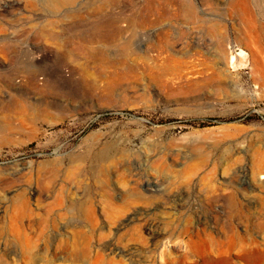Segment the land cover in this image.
<instances>
[{
	"label": "rangeland",
	"instance_id": "1",
	"mask_svg": "<svg viewBox=\"0 0 264 264\" xmlns=\"http://www.w3.org/2000/svg\"><path fill=\"white\" fill-rule=\"evenodd\" d=\"M262 34L264 0H0V262L23 264L15 199L47 255L88 238L77 264L264 252ZM88 192L93 214L49 211ZM233 231L261 248L222 244Z\"/></svg>",
	"mask_w": 264,
	"mask_h": 264
},
{
	"label": "bare ground",
	"instance_id": "2",
	"mask_svg": "<svg viewBox=\"0 0 264 264\" xmlns=\"http://www.w3.org/2000/svg\"><path fill=\"white\" fill-rule=\"evenodd\" d=\"M66 1H68V0H47L48 3H56L59 5L62 3H65ZM260 37H261V44H262V46H264V34H262V36H260ZM243 53L244 52H241V54H243ZM233 59H234V57H233ZM257 163H258L257 173H259V178L262 179V178H264V173H262V169L264 168V158L259 159ZM108 179L109 178H107V177H105L103 179L105 184H109ZM88 197L90 198L89 199L90 201H88L87 205L85 204V202L79 200L76 202H70V203L68 202V205L66 206V205H64V200L62 198V195H59L56 198V200H54L53 203L49 206V211H52L55 207L61 206V208L62 207L67 208L68 207V208H72L74 210H78V212L80 211V213H82L84 216H86L88 214L89 215L93 214L94 213V207L92 206V204H93V198L94 197L92 196L91 192H88ZM112 201H113V199H112ZM111 204L112 203H109L107 209L109 210V213H111L112 211H113L112 213H114V212H116L115 209H117V208L113 207V205H111ZM110 210H111V212H110ZM31 212H32V209L30 208V204H29L28 200H16V199L12 201L11 209L8 212V215H9L10 220H11V225L9 227L10 233L12 234V236H14L13 238H16L17 241L19 242L23 264H64V263H59V262L55 261L56 257L58 256L59 250L65 251V253L67 255V260H69L68 261L69 263H65V264H77V261H79V260L80 261L84 260V259L86 260V258H88V257L91 258V250H90V245H89L90 242L88 241V238L82 232H80L78 230L74 234V238L72 240L68 239V240H65L64 242L61 241L58 244L57 248H55L53 256L47 255L46 250L42 249L37 244V238H38L37 236H40L43 233V229H41V230L39 229V232L36 231V232H34L35 233L34 235H31L32 233L28 231V229H30V226L25 227V225H24L26 218L31 214ZM255 224H257L256 226L258 228L262 229L264 227V220L262 218L256 217V223ZM5 230H6V228H5ZM0 232H2V231L0 230ZM242 234L243 233H238V232L233 231L232 235L223 236V239H225V240H223L221 242H223L222 244H227V243H229L228 238H230L233 240V246H236L239 248H244L245 246H248L250 248H261V242L257 241L255 238H250V237L248 238L247 235H245V234L242 235ZM77 237L79 238V240H77ZM81 238H82V240H81ZM215 242H220V241L216 240ZM217 248H218V246H217ZM229 248H230V245H229ZM190 252H191V250H190ZM1 255H2V257H4V255L7 256L8 255L7 250L5 249ZM244 258H245L246 264H264V252L263 251L259 256H256L254 252L247 253L244 256ZM15 259H17V258H15ZM96 260L97 261L102 260L103 262H106L107 264H123L119 260H116L111 256L105 257V255H103L99 251L96 255ZM96 260H95V262L98 263ZM0 264H21V262L14 260V258H13V260H11V261L4 259L3 262H0Z\"/></svg>",
	"mask_w": 264,
	"mask_h": 264
}]
</instances>
